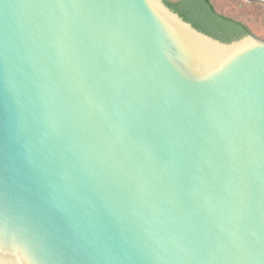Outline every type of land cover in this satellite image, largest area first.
I'll return each instance as SVG.
<instances>
[{
	"label": "water",
	"instance_id": "1",
	"mask_svg": "<svg viewBox=\"0 0 264 264\" xmlns=\"http://www.w3.org/2000/svg\"><path fill=\"white\" fill-rule=\"evenodd\" d=\"M0 264H264V39L0 0Z\"/></svg>",
	"mask_w": 264,
	"mask_h": 264
},
{
	"label": "trees",
	"instance_id": "2",
	"mask_svg": "<svg viewBox=\"0 0 264 264\" xmlns=\"http://www.w3.org/2000/svg\"><path fill=\"white\" fill-rule=\"evenodd\" d=\"M165 2L196 28L224 42H231L251 33L245 22L219 12L211 0Z\"/></svg>",
	"mask_w": 264,
	"mask_h": 264
},
{
	"label": "rangeland",
	"instance_id": "3",
	"mask_svg": "<svg viewBox=\"0 0 264 264\" xmlns=\"http://www.w3.org/2000/svg\"><path fill=\"white\" fill-rule=\"evenodd\" d=\"M215 8L247 24L251 33L264 39V2L262 0H211Z\"/></svg>",
	"mask_w": 264,
	"mask_h": 264
}]
</instances>
